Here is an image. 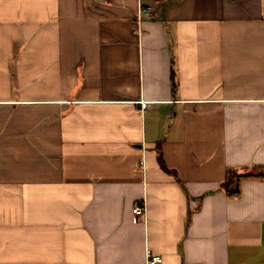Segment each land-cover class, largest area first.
Masks as SVG:
<instances>
[{
    "label": "crops",
    "instance_id": "0c3cea01",
    "mask_svg": "<svg viewBox=\"0 0 264 264\" xmlns=\"http://www.w3.org/2000/svg\"><path fill=\"white\" fill-rule=\"evenodd\" d=\"M246 168L264 0H0V264H264Z\"/></svg>",
    "mask_w": 264,
    "mask_h": 264
},
{
    "label": "trees",
    "instance_id": "16d2710c",
    "mask_svg": "<svg viewBox=\"0 0 264 264\" xmlns=\"http://www.w3.org/2000/svg\"><path fill=\"white\" fill-rule=\"evenodd\" d=\"M176 89V85H174ZM159 164L168 173H171L167 170L162 153H159ZM175 175V174H174ZM257 178H264V169L263 168H254L253 171L246 168L243 171H231L229 172L226 180L222 183L221 187L225 191L228 197L230 198H239L240 196V182L246 179H257ZM191 219V213L188 216V223Z\"/></svg>",
    "mask_w": 264,
    "mask_h": 264
},
{
    "label": "built area",
    "instance_id": "2783aa9c",
    "mask_svg": "<svg viewBox=\"0 0 264 264\" xmlns=\"http://www.w3.org/2000/svg\"><path fill=\"white\" fill-rule=\"evenodd\" d=\"M143 107H146V104H143ZM133 212L137 217H140L145 215L146 210L143 205L138 204L135 206ZM162 262L161 256H155L150 249H147V264H161Z\"/></svg>",
    "mask_w": 264,
    "mask_h": 264
}]
</instances>
